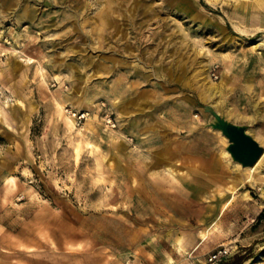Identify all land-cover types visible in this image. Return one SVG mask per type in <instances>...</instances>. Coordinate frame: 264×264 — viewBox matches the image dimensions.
Listing matches in <instances>:
<instances>
[{
    "label": "rangeland",
    "instance_id": "374dc122",
    "mask_svg": "<svg viewBox=\"0 0 264 264\" xmlns=\"http://www.w3.org/2000/svg\"><path fill=\"white\" fill-rule=\"evenodd\" d=\"M260 37L264 0H0V264H264Z\"/></svg>",
    "mask_w": 264,
    "mask_h": 264
},
{
    "label": "bare ground",
    "instance_id": "6f19581e",
    "mask_svg": "<svg viewBox=\"0 0 264 264\" xmlns=\"http://www.w3.org/2000/svg\"><path fill=\"white\" fill-rule=\"evenodd\" d=\"M249 45L251 46L252 49H259V48H261L262 46H264V37H260V38H257L255 40L250 41ZM202 73H204V76H202L201 81L200 82L198 81V84L196 86L200 98L202 100H204L205 102H208L210 105H212L214 107V109L218 113H220V114L225 113L222 110L220 103L217 102L216 100L212 99V91L214 89H216L218 87V85L209 81V79H208V68H203ZM262 112H263V110L261 108H258L257 111H256V115L257 116H263L262 115ZM232 120H233L234 124H236L237 126L240 124V120H239L238 117H232ZM253 120H254V118H249L247 120V122L249 124H251L253 122ZM245 133H246L247 136L248 135H252V132L249 129H246L245 130ZM247 169H248L247 171L249 172V175H248L249 177L250 176L253 177L254 171L255 170H258V169H256V165L255 166L254 165L248 166ZM226 208H227V204L224 205L221 208V211L224 212L226 210ZM206 233L207 232H205V233L202 234V239L203 240L206 239Z\"/></svg>",
    "mask_w": 264,
    "mask_h": 264
},
{
    "label": "water",
    "instance_id": "95a60500",
    "mask_svg": "<svg viewBox=\"0 0 264 264\" xmlns=\"http://www.w3.org/2000/svg\"><path fill=\"white\" fill-rule=\"evenodd\" d=\"M237 146L238 154L244 162L251 165L255 162L260 154V148L251 138L246 135L239 136Z\"/></svg>",
    "mask_w": 264,
    "mask_h": 264
},
{
    "label": "built area",
    "instance_id": "2783aa9c",
    "mask_svg": "<svg viewBox=\"0 0 264 264\" xmlns=\"http://www.w3.org/2000/svg\"><path fill=\"white\" fill-rule=\"evenodd\" d=\"M73 117H76L78 120L82 119L83 115L82 114H77V113H73L72 114ZM227 250H218L217 252H214L212 254L209 255L208 260L214 263H218L220 261H222L226 256H227Z\"/></svg>",
    "mask_w": 264,
    "mask_h": 264
},
{
    "label": "trees",
    "instance_id": "16d2710c",
    "mask_svg": "<svg viewBox=\"0 0 264 264\" xmlns=\"http://www.w3.org/2000/svg\"><path fill=\"white\" fill-rule=\"evenodd\" d=\"M263 218H264V212H261L259 214L258 221H260ZM257 223H259V222H257ZM243 261H244L243 256L235 255L232 258H230L229 260H222V261L218 262L217 264H242Z\"/></svg>",
    "mask_w": 264,
    "mask_h": 264
},
{
    "label": "crops",
    "instance_id": "0c3cea01",
    "mask_svg": "<svg viewBox=\"0 0 264 264\" xmlns=\"http://www.w3.org/2000/svg\"><path fill=\"white\" fill-rule=\"evenodd\" d=\"M189 9H190V7H189Z\"/></svg>",
    "mask_w": 264,
    "mask_h": 264
}]
</instances>
